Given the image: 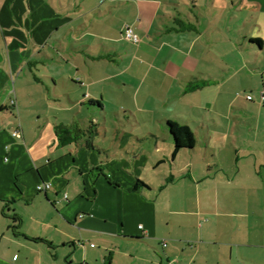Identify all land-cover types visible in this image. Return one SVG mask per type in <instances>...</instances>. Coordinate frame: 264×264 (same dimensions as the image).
<instances>
[{"label": "crops", "instance_id": "obj_1", "mask_svg": "<svg viewBox=\"0 0 264 264\" xmlns=\"http://www.w3.org/2000/svg\"><path fill=\"white\" fill-rule=\"evenodd\" d=\"M224 1L0 0V264H264V0Z\"/></svg>", "mask_w": 264, "mask_h": 264}, {"label": "trees", "instance_id": "obj_2", "mask_svg": "<svg viewBox=\"0 0 264 264\" xmlns=\"http://www.w3.org/2000/svg\"><path fill=\"white\" fill-rule=\"evenodd\" d=\"M168 124L170 132L174 138V154L182 148H193L195 146L196 138L188 126L179 125L173 121H169ZM97 132L98 130L96 128V124L92 122L87 129H82L77 124H72L70 126H60L57 128L56 135L58 137V141H67L68 143L72 141H79L86 136V145L93 147L94 135ZM103 175L110 184L120 186L118 181L112 180L111 177L105 173Z\"/></svg>", "mask_w": 264, "mask_h": 264}, {"label": "rangeland", "instance_id": "obj_3", "mask_svg": "<svg viewBox=\"0 0 264 264\" xmlns=\"http://www.w3.org/2000/svg\"><path fill=\"white\" fill-rule=\"evenodd\" d=\"M186 2H187V5H184V7H185V9L187 8H193V6H194V4H193V0H186ZM218 2L220 3V5L222 6V10H226V8L228 9L230 6H229V4L227 3V2H225L224 0H218ZM225 13V15H226V12H224ZM238 16H241L242 18H243V12L242 13H240V15H238ZM251 27H254L252 24H250L248 27H246V28H242V29H239L238 30V32H241V34L239 35V36H241V38L240 39H243V37L246 35L245 33H247L248 32V35L250 36L251 35V33H255L256 34V37H250L251 38V40L252 39H256V40H259V39H263L264 38V33H262V32H260V30H259V28H251ZM223 33H227V31H223ZM238 35H236V37H237ZM251 40H250V42H251ZM247 43H249V40H247ZM213 48H215V47H213ZM212 49V48H211ZM243 80V83H244V85L246 84V85H253V86H256V87H258V84H259V79L258 78H256V77H251V78H249V79H247V77H245V78H243L242 79ZM245 85V86H246ZM240 87H242V85H240ZM254 95H258V94H254ZM86 112H87V110H86ZM102 113H103V115H105V111H102ZM86 114V113H85ZM88 115L89 114H86V116L88 117ZM110 117H111V114L109 115ZM90 120V119H89ZM108 125V127H109V129L111 130L112 129V124H110V123H108L107 124ZM87 127V126H86ZM101 130V129H100ZM102 131V130H101ZM111 133L113 134V138H115V137H117L118 135L117 134H115V133H113L112 132V130H111ZM98 137H101V136H98ZM102 137H104V135L102 136ZM99 140V139H98ZM103 140H105V138L103 139ZM106 141L108 142L109 140H107L106 139ZM119 141V140H118ZM97 143H98V141H96ZM129 151L131 152L132 151V149H129ZM93 155H95V156H97V160L98 161H100L101 160V156H104V155H100L99 154V152H93ZM123 155H124V159H126V160H129L130 159V157H132V155H134V154H131V153H127V151L126 150H123ZM71 158V157H70ZM69 159V158H68ZM118 162V161H117ZM149 170H151V169H148V168H144V167H141L140 169H139V172H140V174L142 175V177H147L148 175H150L151 174V172H149ZM123 173L124 174H126V175H131L129 172H126L125 170L123 171ZM78 174V177L80 176V174L79 173H77ZM81 177V176H80ZM90 177H91V172H90ZM77 180H79V179H77Z\"/></svg>", "mask_w": 264, "mask_h": 264}, {"label": "built area", "instance_id": "obj_4", "mask_svg": "<svg viewBox=\"0 0 264 264\" xmlns=\"http://www.w3.org/2000/svg\"><path fill=\"white\" fill-rule=\"evenodd\" d=\"M126 34L128 35V37H130L134 42H139L140 41V37L138 34L135 33L134 29L131 26H128L126 29ZM15 136H20L21 135V131L20 130H16L14 132ZM51 187L50 183H41L39 184L38 188L39 190H46L48 188ZM142 227V225L140 226Z\"/></svg>", "mask_w": 264, "mask_h": 264}]
</instances>
